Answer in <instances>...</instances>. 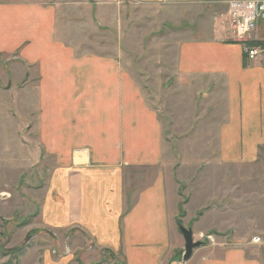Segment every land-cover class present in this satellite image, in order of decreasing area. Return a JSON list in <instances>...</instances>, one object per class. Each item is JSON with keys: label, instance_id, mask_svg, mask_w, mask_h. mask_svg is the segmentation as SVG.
Segmentation results:
<instances>
[{"label": "crops", "instance_id": "0c3cea01", "mask_svg": "<svg viewBox=\"0 0 264 264\" xmlns=\"http://www.w3.org/2000/svg\"><path fill=\"white\" fill-rule=\"evenodd\" d=\"M208 1L169 0L174 7L169 10L177 18V8ZM55 18L51 7L0 1V53L19 52L20 61L38 70L39 131L56 162V183L41 208L43 226L73 227L89 244L91 257L101 247L125 264H264V203L244 210L246 226L260 243L246 236L219 239L195 249L186 261L171 260L172 248L184 247V240L164 170L169 158L162 124L123 64L113 57L76 55V47L56 38ZM195 31L179 44L176 75L198 84L211 107L217 106V118L206 123L217 133V163L256 164L264 148V55L247 60L240 44L213 40L204 26ZM254 36L264 41V21ZM146 169L153 172L128 175ZM220 192L226 204L227 188ZM224 203L207 227L238 226L236 216L226 214L237 208ZM69 255L54 263L70 264ZM44 262L53 264L49 257Z\"/></svg>", "mask_w": 264, "mask_h": 264}, {"label": "rangeland", "instance_id": "374dc122", "mask_svg": "<svg viewBox=\"0 0 264 264\" xmlns=\"http://www.w3.org/2000/svg\"><path fill=\"white\" fill-rule=\"evenodd\" d=\"M0 1L51 7L60 42L76 47V55L113 57L134 77L162 124L169 158L164 170L176 194L175 225L177 231L178 224L190 229L193 241L200 242L192 251L210 243L217 245L219 239L246 236L252 242L258 236L246 226L244 210L264 203V148L256 164L219 165L217 133L213 125L206 124L217 118V106L211 107L201 87L176 75L175 69L179 44L194 37L197 26L207 27L216 40L213 20L225 9L222 0L205 2L203 7L177 8V18L169 10L174 8L169 0L158 4L135 0ZM257 25L248 44L264 48V41L254 36ZM238 44L243 51L244 43ZM261 55L264 53L256 58ZM17 56L19 52L0 53V264H46L48 257L55 264L67 254L70 264H125L101 247L91 257L85 250L89 244L73 227L43 226L41 208L56 183L52 179L56 162L42 145L39 131L38 70L30 69ZM129 172L132 176L153 170ZM141 184L145 182L139 187ZM221 187L227 188L226 204L218 195ZM223 203L228 209L237 208L226 214L227 218L236 216L238 226L207 227L217 221ZM183 253L184 247H174L170 258L186 261Z\"/></svg>", "mask_w": 264, "mask_h": 264}, {"label": "built area", "instance_id": "2783aa9c", "mask_svg": "<svg viewBox=\"0 0 264 264\" xmlns=\"http://www.w3.org/2000/svg\"><path fill=\"white\" fill-rule=\"evenodd\" d=\"M225 9L214 17V37L223 42H240L248 60L264 53L263 47L248 44L251 34L260 21H264V0H222ZM253 243H260L258 236Z\"/></svg>", "mask_w": 264, "mask_h": 264}, {"label": "water", "instance_id": "95a60500", "mask_svg": "<svg viewBox=\"0 0 264 264\" xmlns=\"http://www.w3.org/2000/svg\"><path fill=\"white\" fill-rule=\"evenodd\" d=\"M178 228L184 240V253H183L182 259L187 260L191 256L193 248L200 245V242L193 241L192 232L190 229L185 228L182 224H179Z\"/></svg>", "mask_w": 264, "mask_h": 264}]
</instances>
